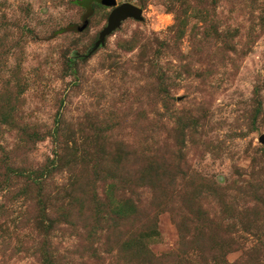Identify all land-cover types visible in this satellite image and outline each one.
I'll use <instances>...</instances> for the list:
<instances>
[{
	"label": "rangeland",
	"instance_id": "rangeland-1",
	"mask_svg": "<svg viewBox=\"0 0 264 264\" xmlns=\"http://www.w3.org/2000/svg\"><path fill=\"white\" fill-rule=\"evenodd\" d=\"M116 3L0 0V264H264V0Z\"/></svg>",
	"mask_w": 264,
	"mask_h": 264
},
{
	"label": "water",
	"instance_id": "water-1",
	"mask_svg": "<svg viewBox=\"0 0 264 264\" xmlns=\"http://www.w3.org/2000/svg\"><path fill=\"white\" fill-rule=\"evenodd\" d=\"M99 3L102 6L113 9L107 19L106 27L102 30L99 35V39L95 43V48H98L100 45H103L105 37L111 34L115 29H117L120 26L121 22L125 21L128 18L138 21L142 19V10L132 4L124 3L119 6H116V0H99ZM86 27L87 23H84L81 30H84ZM260 142L264 144V136L260 137Z\"/></svg>",
	"mask_w": 264,
	"mask_h": 264
},
{
	"label": "trees",
	"instance_id": "trees-1",
	"mask_svg": "<svg viewBox=\"0 0 264 264\" xmlns=\"http://www.w3.org/2000/svg\"><path fill=\"white\" fill-rule=\"evenodd\" d=\"M92 1H93V2H96V3H99L98 0H92ZM99 4H100V3H99ZM6 176H7V175H6ZM40 176H42V175H40ZM43 178H44V177H41V178H40V177H37L33 182L36 183V184H39V183H41V180H42ZM8 179H9V177H6V178H5V181H7Z\"/></svg>",
	"mask_w": 264,
	"mask_h": 264
},
{
	"label": "clouds",
	"instance_id": "clouds-1",
	"mask_svg": "<svg viewBox=\"0 0 264 264\" xmlns=\"http://www.w3.org/2000/svg\"><path fill=\"white\" fill-rule=\"evenodd\" d=\"M163 22H167V21H166V20H164V21H162V23H163Z\"/></svg>",
	"mask_w": 264,
	"mask_h": 264
}]
</instances>
